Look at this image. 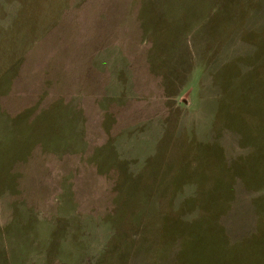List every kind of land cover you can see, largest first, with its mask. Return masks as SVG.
<instances>
[{
	"label": "rangeland",
	"instance_id": "rangeland-1",
	"mask_svg": "<svg viewBox=\"0 0 264 264\" xmlns=\"http://www.w3.org/2000/svg\"><path fill=\"white\" fill-rule=\"evenodd\" d=\"M0 264H264V0H0Z\"/></svg>",
	"mask_w": 264,
	"mask_h": 264
},
{
	"label": "crops",
	"instance_id": "crops-1",
	"mask_svg": "<svg viewBox=\"0 0 264 264\" xmlns=\"http://www.w3.org/2000/svg\"><path fill=\"white\" fill-rule=\"evenodd\" d=\"M98 74H99V72H97ZM100 75V74H99ZM99 77V76H98ZM156 117H157V115H156ZM159 117V116H158ZM157 117V118H158ZM155 122H156V125L158 126V122H157V120H155ZM159 127V126H158ZM147 135H148V133H147Z\"/></svg>",
	"mask_w": 264,
	"mask_h": 264
}]
</instances>
